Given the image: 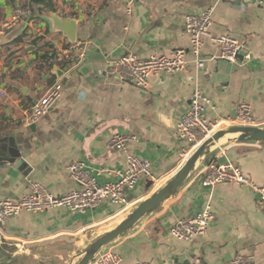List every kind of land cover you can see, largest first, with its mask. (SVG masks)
<instances>
[{
	"label": "crops",
	"instance_id": "crops-1",
	"mask_svg": "<svg viewBox=\"0 0 264 264\" xmlns=\"http://www.w3.org/2000/svg\"><path fill=\"white\" fill-rule=\"evenodd\" d=\"M48 1L51 9L32 0H0V27L17 5L27 11L0 35V89L7 93L0 100V199L27 195L30 181L53 196L77 189L67 170L76 160L98 170H125V157L107 146L117 133L134 136L128 152L152 164V178L124 190L128 209L104 200L93 210L22 211L0 223V244L17 247L27 264H76L90 242L113 229L184 164L186 144L175 128L193 89L210 100L209 121L233 120L236 106L245 101L252 110L249 126L264 128V0H133L130 13L123 0ZM207 9L213 12L201 49L203 68L197 69L187 54L182 71L149 76L147 88L109 72L112 61L126 54L146 59L176 49L188 52L185 17ZM53 16L74 22V41L87 47L83 62L72 65L62 58L73 42L54 27ZM221 35L236 38L251 60L220 58L211 39ZM46 55H54L51 66ZM54 66L60 73L53 72ZM55 82L62 86L57 104L38 122L25 124L31 106ZM237 137L224 135L173 196L112 243L123 255L120 264H230L235 254L264 264V204L249 187L220 183L207 189L199 182L200 171L210 163L230 161L264 187V141ZM113 179L107 173L98 178L102 183ZM206 206L214 219L204 236L179 241L168 235L177 220Z\"/></svg>",
	"mask_w": 264,
	"mask_h": 264
},
{
	"label": "built area",
	"instance_id": "built-area-1",
	"mask_svg": "<svg viewBox=\"0 0 264 264\" xmlns=\"http://www.w3.org/2000/svg\"><path fill=\"white\" fill-rule=\"evenodd\" d=\"M25 1V0H24ZM126 12H131L133 0H123ZM254 3H262V0H250ZM213 10L207 9L197 14H188L185 17L184 31L190 38V50L176 49L171 55L155 54L146 59H139L132 54H126L112 61L109 72L117 75L121 80H130L140 88L148 87V77L152 75L173 74L185 68V57L191 55L197 69L204 66V58L201 49L204 38L208 36V28L211 25ZM27 11L17 5L11 17L3 22L0 27V35L10 30L20 18L26 16ZM212 42L219 50V57L230 62H236L243 58L244 62L251 60V56L243 51V46L236 38L229 35L212 37ZM64 61L77 65L87 57V47L82 42L74 41L62 52ZM243 62V63H244ZM62 93L60 82H55L47 88L45 93L30 108L25 118V124L38 122L59 101ZM7 97L5 90L0 89V100ZM211 105L210 100L197 88L193 89L190 103L182 114L175 128L176 137L183 141L182 159L185 162L189 156L205 141L211 139L219 130L227 125L249 126L253 123L251 106L240 102L235 108V118L217 122L209 121L206 116V107ZM223 123V125H222ZM135 137L129 134L117 133L111 136L107 143L110 150H116L125 157V170H98L90 167L85 161H72L68 166V174L78 186L62 196H53L46 191L44 186L37 182H29V193L19 199H0V223L26 211L33 214L44 212L47 209L63 207L68 211L93 210L99 207L104 200L112 204L120 205L124 209L131 207L123 192L125 189H133L141 178H152V164L150 160L141 159L128 152L127 145L133 142ZM103 173L114 177L113 180L99 182L98 178ZM199 182L202 188L211 189L220 183H233L249 187L256 196L259 204H264V187L252 183L243 175L239 167L230 161L225 163H210L199 173ZM214 214L210 207H204L195 211L187 218L177 220L168 228V235L179 241H191L204 236ZM123 255L114 250V246L103 247L93 258L90 264H120ZM136 264H154L152 262H139ZM171 264H183L181 262ZM186 264H200L194 260ZM230 264H255L252 256L235 254Z\"/></svg>",
	"mask_w": 264,
	"mask_h": 264
},
{
	"label": "water",
	"instance_id": "water-1",
	"mask_svg": "<svg viewBox=\"0 0 264 264\" xmlns=\"http://www.w3.org/2000/svg\"><path fill=\"white\" fill-rule=\"evenodd\" d=\"M54 27L61 31L71 42H74V22L60 20L52 17ZM53 72L60 73L58 67H53ZM226 134H237V141L261 142L264 141V128L256 126H229L217 131L211 139L199 146L184 162L181 168L160 188L149 197L137 204L127 216L113 229L101 234L90 242L79 254L76 264H90L94 256L105 246L111 244L126 232L131 230L143 217L157 210L166 200L173 196L183 185L199 161L207 156L211 149ZM28 257L19 252L17 247L0 244V264H27ZM43 264V263H38Z\"/></svg>",
	"mask_w": 264,
	"mask_h": 264
},
{
	"label": "trees",
	"instance_id": "trees-1",
	"mask_svg": "<svg viewBox=\"0 0 264 264\" xmlns=\"http://www.w3.org/2000/svg\"><path fill=\"white\" fill-rule=\"evenodd\" d=\"M47 1L48 0H32V3H35V4H42L43 8H48V9H51L52 7L51 6H48L47 5ZM49 2V1H48ZM31 5V4H30ZM30 8V6H29ZM33 11V10H32ZM44 60H46L49 64V66H51L53 63V59H54V55L53 56H44L43 57ZM52 61V62H51Z\"/></svg>",
	"mask_w": 264,
	"mask_h": 264
},
{
	"label": "rangeland",
	"instance_id": "rangeland-1",
	"mask_svg": "<svg viewBox=\"0 0 264 264\" xmlns=\"http://www.w3.org/2000/svg\"><path fill=\"white\" fill-rule=\"evenodd\" d=\"M112 243H113V242H112ZM112 243H111V244H112ZM109 245H110V244H109ZM109 245H108V246H109Z\"/></svg>",
	"mask_w": 264,
	"mask_h": 264
}]
</instances>
